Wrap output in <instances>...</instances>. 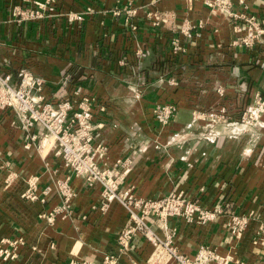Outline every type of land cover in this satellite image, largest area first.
I'll return each instance as SVG.
<instances>
[{
  "label": "crops",
  "instance_id": "obj_1",
  "mask_svg": "<svg viewBox=\"0 0 264 264\" xmlns=\"http://www.w3.org/2000/svg\"><path fill=\"white\" fill-rule=\"evenodd\" d=\"M34 1L44 0H0V73L17 85L19 73L28 72L41 82L35 95L43 103L77 107L90 99L93 146L107 148L99 165L121 170L116 162L129 161L122 188L143 199L183 193L216 213L205 225L169 218L167 229L150 217L158 238L171 236V246L188 257L207 246L227 260L217 264H264L257 235L264 224V114L254 134L237 137L216 117L223 109L228 120H238L255 93L264 100V36L244 48L243 31L207 5L213 0H54L53 16L21 22L13 15ZM231 3L264 26V0ZM66 12L83 14V21L67 22ZM156 14L174 18L156 24ZM184 22L195 29L191 38L180 32ZM156 103L177 106L169 125L155 121ZM212 122L221 133L215 143L201 138ZM45 134L38 124L24 130L11 109L0 108V239L25 242L17 259L0 264H99L117 253L128 214L118 202L104 213L93 210L101 186L70 176L54 145L40 146ZM68 175L74 197L69 211L55 214L63 198L54 189L42 193ZM32 181L39 199L31 201L22 194ZM232 216L249 219L238 237L228 227ZM154 249L138 234L118 264H152Z\"/></svg>",
  "mask_w": 264,
  "mask_h": 264
},
{
  "label": "built area",
  "instance_id": "obj_2",
  "mask_svg": "<svg viewBox=\"0 0 264 264\" xmlns=\"http://www.w3.org/2000/svg\"><path fill=\"white\" fill-rule=\"evenodd\" d=\"M246 1L239 0L243 7L246 6ZM207 5L213 8L215 13L234 20V27L238 31H243L238 43L244 48L252 49L263 43L264 26L256 16L234 12L231 0H213ZM33 6L28 10L16 8L13 15L19 17L22 22L44 19L53 16L56 12L54 0L34 1ZM128 14L133 16L136 11L130 9ZM62 16L67 22L74 23L82 22L84 15L66 12ZM173 18L171 14H156L153 19L156 24H163ZM240 22H243V26H240ZM198 26L201 27V25ZM133 30H135L134 27ZM194 30L188 22H184L180 28V32L186 38H191ZM172 44L173 52L177 53L180 50L177 40H173ZM261 67L264 69V63ZM19 78L18 84L14 85L11 84L10 75L0 73V108L11 109L24 130L37 124L44 128L46 134L40 146L54 145L55 155L60 159L61 165L69 170L70 176L81 178L88 186L94 184L101 186V200L98 205L92 206L93 210L104 213L111 203L118 202L128 214V223L120 230L116 238L117 253L105 254L99 264H118L121 256L131 250L132 241L138 234L145 237L155 248L149 259L152 264H217L227 261L207 246H200L193 257L185 256L171 246V236L162 240L155 235L151 226L148 225L147 220L150 217L155 218L156 221L162 223L164 229H167L166 222L169 218H178L188 224L205 225L215 218L216 213L202 208L198 202L183 193H174L158 199H143L136 197L131 187L122 188V182L129 172L127 166L129 161L124 162L127 163L125 166L121 161L116 162V165L122 167L121 170L117 167L105 168L99 165V160L105 155L107 148L103 145L93 146V108L90 99H83L77 107L69 101L55 104L43 103L42 98L35 95V91L41 87V82L25 70L19 73ZM170 83L173 85L175 82L171 79ZM100 109L103 110V108ZM177 110V106L173 103H156L152 114L157 124L167 126ZM263 114L264 100L259 93H255L252 102L245 107L238 120H228L223 109L216 113V117L217 122L225 124V128L234 127L233 131H236L232 135L237 137L240 134H254L253 130L262 126ZM220 136V131L214 128V122H212L206 126L201 138L209 143H215ZM29 137L32 141L37 138L34 135ZM70 176L68 175L63 180L54 179L52 187L48 186L42 193L46 195L54 189L63 198V204L54 211L55 214L69 211L71 200L74 197V192L69 185ZM35 187L32 181L30 188L22 194V198L31 201L38 200L39 196L36 194ZM40 200L43 201V198ZM52 218L53 214H50L49 219L52 220ZM248 221L246 217L232 216L228 225L230 232L237 237L240 236L247 228ZM257 235L260 244L264 246V224L259 227ZM24 244L22 238H1L0 259L4 262L17 259L19 248ZM83 264L88 263L83 262Z\"/></svg>",
  "mask_w": 264,
  "mask_h": 264
}]
</instances>
